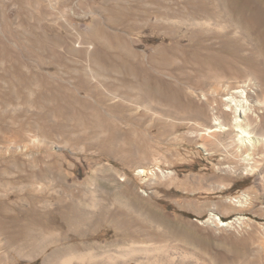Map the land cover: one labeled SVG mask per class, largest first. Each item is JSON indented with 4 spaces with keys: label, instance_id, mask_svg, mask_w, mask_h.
Masks as SVG:
<instances>
[{
    "label": "rangeland",
    "instance_id": "rangeland-1",
    "mask_svg": "<svg viewBox=\"0 0 264 264\" xmlns=\"http://www.w3.org/2000/svg\"><path fill=\"white\" fill-rule=\"evenodd\" d=\"M235 86L264 101V0H0V264H264V149L203 135Z\"/></svg>",
    "mask_w": 264,
    "mask_h": 264
},
{
    "label": "bare ground",
    "instance_id": "bare-ground-1",
    "mask_svg": "<svg viewBox=\"0 0 264 264\" xmlns=\"http://www.w3.org/2000/svg\"><path fill=\"white\" fill-rule=\"evenodd\" d=\"M246 86L231 87L225 94H223L220 99L219 107L221 106L224 108V110L221 111H223L227 117H230V121L229 123H226L224 119L221 120L218 117L215 118L214 127L205 129V133L203 135H206L208 138H215L217 144L219 145H222L223 143H220L221 140L217 136L221 134L227 135L226 137L229 138L230 144L228 146L224 145V151L227 150V147L231 150L233 149L235 151V156L239 157V160L241 161L240 164H242V166L244 165V172L252 175L259 171V167L261 166L260 163L263 158V155H258L257 152L264 149V132H262L264 130V101H259L257 99L256 90L253 89L254 87L252 88L253 90H249ZM219 107L216 110H218ZM234 168L227 166L219 169V171L223 170L225 173H235L237 170ZM243 198H245V196L235 200V204L242 207L241 204ZM140 215H143V213H140ZM148 215H145L144 218L152 221V217ZM153 218L155 217L153 216ZM209 219L220 227H228L232 224V222H225L221 220L214 214H212ZM244 220L245 219L237 218L235 221L239 226L244 225L245 227H248L250 222H244ZM40 241L44 242L43 239ZM168 252L169 251L166 247L130 245L125 249L123 248V250L117 251L114 256H107L106 260H108L110 264H118L119 262L123 263L129 261L140 263V258H148V256H151L154 253H165L168 255ZM70 254L64 259L58 261L57 264H72L73 261L78 263L83 262L85 259V255L83 254Z\"/></svg>",
    "mask_w": 264,
    "mask_h": 264
}]
</instances>
